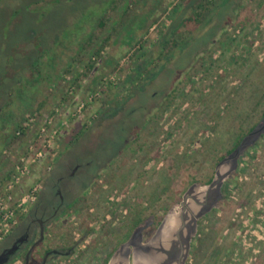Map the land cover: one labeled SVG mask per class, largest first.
I'll return each mask as SVG.
<instances>
[{
  "label": "rangeland",
  "instance_id": "1",
  "mask_svg": "<svg viewBox=\"0 0 264 264\" xmlns=\"http://www.w3.org/2000/svg\"><path fill=\"white\" fill-rule=\"evenodd\" d=\"M198 1L0 0V184L26 118L67 119L31 176L64 200L49 264H164L176 234L182 264H264V132L220 164L264 119V0Z\"/></svg>",
  "mask_w": 264,
  "mask_h": 264
},
{
  "label": "built area",
  "instance_id": "2",
  "mask_svg": "<svg viewBox=\"0 0 264 264\" xmlns=\"http://www.w3.org/2000/svg\"><path fill=\"white\" fill-rule=\"evenodd\" d=\"M52 119L47 115L43 120L37 116H30L25 120L23 128L36 127L34 140L36 145H30L24 153L17 157L5 180L0 184V242L15 226L18 217L27 213L39 197L41 178L39 174L31 179L33 167L38 166L50 156L53 147L67 126V119H63L58 127ZM16 135H20V130L16 132ZM2 153L7 152L4 150ZM44 170L45 172L50 171L48 163Z\"/></svg>",
  "mask_w": 264,
  "mask_h": 264
},
{
  "label": "flooded vegetation",
  "instance_id": "3",
  "mask_svg": "<svg viewBox=\"0 0 264 264\" xmlns=\"http://www.w3.org/2000/svg\"><path fill=\"white\" fill-rule=\"evenodd\" d=\"M55 194L58 195L59 202L57 204L54 202L53 203L49 202L47 204H44L43 202L38 201L37 199V201L30 206V208L27 211L28 215L25 213L27 215L28 222L26 224H24V222H20L19 224H17L16 222L15 225H18V227L22 226L21 232L16 236L14 235L15 237L12 235L11 237H9L8 240L2 243L1 252L10 248L13 245V243H15V241H17L19 238H22L23 239L22 243L18 245L17 251L14 253L13 256H11V258H13L21 253L20 256H22V264H25L26 262L27 264H43V262L44 264H49L51 261L55 262V260L58 258H63V259L67 258L69 254L72 253V246L67 245L64 248L60 247L63 246V243L60 246L48 247L47 249L44 250L43 254H40L38 252L39 246L42 245L45 240L46 228L48 227V225H50L49 223L55 220L59 210L62 209L64 205V200L60 194V191L57 190ZM183 216L185 215L183 214L182 218ZM185 226H187V224H185ZM41 229L43 231L42 238L40 237ZM10 232L5 237H7L10 234ZM178 237L177 234L174 236L175 245L173 246H175V250L174 253H172L171 255L172 258L171 262L167 260L164 261V264H172L174 261H176L177 258L176 252L178 253L181 252L179 257L181 258L183 257L182 255L184 254V248L182 246V243L183 242L185 243V240L187 239L186 237L183 238V236L180 237L179 235ZM132 254L133 253L128 252V257L126 261L127 264H131L134 262L131 259ZM107 264H111V262L108 261ZM151 264H161V261L159 262L152 260Z\"/></svg>",
  "mask_w": 264,
  "mask_h": 264
},
{
  "label": "water",
  "instance_id": "4",
  "mask_svg": "<svg viewBox=\"0 0 264 264\" xmlns=\"http://www.w3.org/2000/svg\"><path fill=\"white\" fill-rule=\"evenodd\" d=\"M263 132H264V119L261 121V123L256 125L253 128V130L251 132H249V134H247L241 140V142L234 149V151L227 158L223 159L220 164L223 165L224 163L230 162L231 165H230L229 171L234 169L236 167V165H237V159L239 158V156L243 153V151L248 146L253 144ZM214 184H215V180L212 182V184L210 186H213ZM143 228L144 227L138 228L137 232L139 233ZM42 236H43V231L41 229L40 237L42 238ZM22 241H23V239L19 238L17 241H15V243H13V245L10 248H8V249H6V250H4V251H2L0 253V264H5V263H7L9 261L11 256H13L14 253L17 251L18 245L21 244ZM181 259L179 260L178 264H182V260ZM25 264H27V262ZM43 264H44V262H43Z\"/></svg>",
  "mask_w": 264,
  "mask_h": 264
},
{
  "label": "trees",
  "instance_id": "5",
  "mask_svg": "<svg viewBox=\"0 0 264 264\" xmlns=\"http://www.w3.org/2000/svg\"><path fill=\"white\" fill-rule=\"evenodd\" d=\"M117 1H119V0H117ZM205 2H207V1H205V0H199L198 3L196 4V7H197L200 11H202V10L205 11V10L207 9V8H206V5H205ZM85 6H86V5H85ZM197 12H198V11H197ZM199 16H201V12H199L198 15H196V18H198ZM196 18H192V16H191V17L188 18V20H190V21L194 20V21L196 22V21H197ZM178 24H179V23H178ZM178 24H177L176 28L174 27L175 29H177ZM180 24H181V23H180ZM180 24H179V25H180ZM174 28H173V29H174ZM175 29H174V30H175ZM262 114L264 115V111H263ZM249 131H251V129H250ZM249 131H248V132H249ZM23 134H24V133H23V131L21 130L20 135H23ZM20 135H19V136H20ZM15 136H16V137H19V136H17V135H15ZM241 139H242V138L240 137V139H238L237 143L233 145V147L229 150V152H232V151L234 150V148L239 144V142L241 141ZM159 220H160V219H159ZM159 220L157 221V223H159Z\"/></svg>",
  "mask_w": 264,
  "mask_h": 264
},
{
  "label": "crops",
  "instance_id": "6",
  "mask_svg": "<svg viewBox=\"0 0 264 264\" xmlns=\"http://www.w3.org/2000/svg\"><path fill=\"white\" fill-rule=\"evenodd\" d=\"M71 256L69 255V258H70Z\"/></svg>",
  "mask_w": 264,
  "mask_h": 264
}]
</instances>
